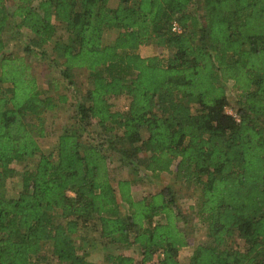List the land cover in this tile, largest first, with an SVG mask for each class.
Wrapping results in <instances>:
<instances>
[{
    "label": "trees",
    "instance_id": "trees-1",
    "mask_svg": "<svg viewBox=\"0 0 264 264\" xmlns=\"http://www.w3.org/2000/svg\"><path fill=\"white\" fill-rule=\"evenodd\" d=\"M21 28L33 34L25 52L52 58L69 85L85 69L91 84L51 150L43 114L67 97L6 56L5 33ZM149 44L166 56H142ZM119 96L128 106L113 110ZM110 151L133 167L146 154L142 175L192 186L193 214L170 185L138 199L134 177L113 185ZM14 161L28 164L14 196L0 190V264H96L92 232L140 251V262L106 253L108 264H182L191 219L206 239L186 264H264V0H0V186Z\"/></svg>",
    "mask_w": 264,
    "mask_h": 264
},
{
    "label": "rangeland",
    "instance_id": "rangeland-1",
    "mask_svg": "<svg viewBox=\"0 0 264 264\" xmlns=\"http://www.w3.org/2000/svg\"><path fill=\"white\" fill-rule=\"evenodd\" d=\"M112 34V32L107 34V39ZM32 38L33 34L22 28L15 33L6 32L5 54L8 57L19 58L18 62L24 75L35 78L40 89H46L48 93L53 95L63 94L67 97L65 102H58L57 106L53 110L43 114L44 126L51 134H48L44 138H40L39 143L44 150H51L54 149L55 139L60 133L61 129L70 125V123L74 121L72 120L75 113V106L73 103L78 101V98L91 87V84L85 69H74L71 78L72 84L69 85L68 80L64 79L60 74L56 63L53 62L52 58H38L29 52H25L24 49L27 45H29V43H31ZM51 46V44L45 45V49L49 53L51 52ZM139 53L142 56L155 54L166 56L167 54L166 50L157 44L141 46L139 48ZM225 91L228 99V104L225 107V111L237 116L236 108L238 107V104L235 100L237 91L234 90L232 81H228L225 84ZM128 101L129 99L125 96L117 97L116 99L112 100L113 110L126 109L128 106ZM96 127L93 125L90 126L89 129L86 130V133H92L91 129L96 131L98 128ZM92 135L95 136V133H92ZM145 137L146 133L142 132L141 139H144ZM107 155V165L110 169L113 185L116 184L117 179L131 176L134 177L138 180V182L132 187V194L136 199L141 198L143 195L154 194L163 186L170 185L177 196L176 202L180 210L189 215L193 214L194 210L191 211V209H189V205L194 203V195L196 194L192 186H187V183H183L176 179L173 173H159L153 175L151 173L145 172V175H142V163L146 160V154L139 155V161L142 163L138 162V165L135 167L126 164H119V156L115 152L110 151ZM26 164H28V162L23 161H14L11 164V166L15 169V173L0 186V190L6 196H14V194L19 191L21 187L20 172L23 170ZM132 167L135 169L133 172L131 171ZM189 220L190 219L188 218V222L186 223L182 221L181 225H185L186 228ZM190 223L191 224L188 225H191L194 230L192 234H189V244L180 248L177 254V259L182 264L187 263L194 246L206 239V236L203 233L204 231L198 229L196 219H191ZM90 235L91 237H95L91 240L90 244L85 247L88 252V259L90 261H93L96 264H108L104 260L106 253H123L126 255H131L134 257L135 261L140 262L141 254L137 247H121L118 243L112 242L109 239L97 238L98 232H92Z\"/></svg>",
    "mask_w": 264,
    "mask_h": 264
},
{
    "label": "bare ground",
    "instance_id": "bare-ground-1",
    "mask_svg": "<svg viewBox=\"0 0 264 264\" xmlns=\"http://www.w3.org/2000/svg\"><path fill=\"white\" fill-rule=\"evenodd\" d=\"M227 113V112H226ZM228 114H230V113H228ZM232 115V114H231ZM234 116V115H233ZM234 117H236V116H234Z\"/></svg>",
    "mask_w": 264,
    "mask_h": 264
},
{
    "label": "built area",
    "instance_id": "built-area-1",
    "mask_svg": "<svg viewBox=\"0 0 264 264\" xmlns=\"http://www.w3.org/2000/svg\"><path fill=\"white\" fill-rule=\"evenodd\" d=\"M174 29H175V24H174Z\"/></svg>",
    "mask_w": 264,
    "mask_h": 264
},
{
    "label": "crops",
    "instance_id": "crops-1",
    "mask_svg": "<svg viewBox=\"0 0 264 264\" xmlns=\"http://www.w3.org/2000/svg\"><path fill=\"white\" fill-rule=\"evenodd\" d=\"M133 187V186H132ZM131 191H132V188H131Z\"/></svg>",
    "mask_w": 264,
    "mask_h": 264
}]
</instances>
